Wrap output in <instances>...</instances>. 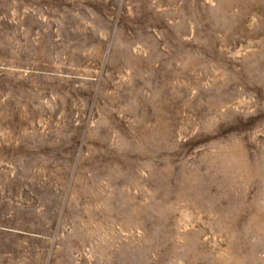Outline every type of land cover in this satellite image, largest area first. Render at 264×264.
I'll use <instances>...</instances> for the list:
<instances>
[{
	"label": "rangeland",
	"instance_id": "obj_1",
	"mask_svg": "<svg viewBox=\"0 0 264 264\" xmlns=\"http://www.w3.org/2000/svg\"><path fill=\"white\" fill-rule=\"evenodd\" d=\"M0 264H264V0H0Z\"/></svg>",
	"mask_w": 264,
	"mask_h": 264
}]
</instances>
